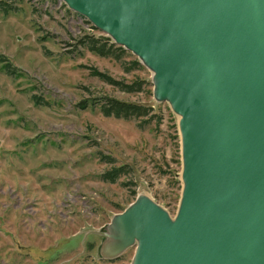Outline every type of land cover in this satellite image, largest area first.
<instances>
[{
	"label": "rangeland",
	"instance_id": "rangeland-1",
	"mask_svg": "<svg viewBox=\"0 0 264 264\" xmlns=\"http://www.w3.org/2000/svg\"><path fill=\"white\" fill-rule=\"evenodd\" d=\"M10 1L0 6V264H132L136 247L109 256L108 234L139 194L175 217L179 116L155 99L152 73L133 66V53L117 59L81 46L79 37L107 34L62 0ZM93 70L144 83L127 92ZM108 97L152 110L105 116ZM119 165L116 181L101 178Z\"/></svg>",
	"mask_w": 264,
	"mask_h": 264
},
{
	"label": "water",
	"instance_id": "water-1",
	"mask_svg": "<svg viewBox=\"0 0 264 264\" xmlns=\"http://www.w3.org/2000/svg\"><path fill=\"white\" fill-rule=\"evenodd\" d=\"M152 73L179 116L175 217L144 194L114 217L132 264H264V0H62Z\"/></svg>",
	"mask_w": 264,
	"mask_h": 264
},
{
	"label": "trees",
	"instance_id": "trees-1",
	"mask_svg": "<svg viewBox=\"0 0 264 264\" xmlns=\"http://www.w3.org/2000/svg\"><path fill=\"white\" fill-rule=\"evenodd\" d=\"M10 2H11L10 0H0V6H2L4 10H7L8 8H12ZM78 42L81 46L87 48L89 51L94 52L100 56H111L119 59L121 58L122 54H125L127 52V50L122 46L115 45L114 42L107 41L105 39H102L101 37H93V36L79 37ZM114 46H116L115 47L116 49H113ZM115 50H118L120 54L115 53ZM132 64L133 66L143 67L142 64L138 61V59H134V61H132ZM4 66L5 68L8 69L11 67V64L7 62L5 63ZM14 70H15L14 67H12V70L8 69L10 73H13ZM93 73L99 76L100 78H102L107 83L117 86L121 90L127 92L140 91L142 88V84L144 83V81L142 80L135 81L132 83H125L122 81H118L112 78L111 76L107 75L106 73H102L97 70H93ZM105 100H106L105 102L99 104L100 111L105 116H114L117 118L143 117V116H148L150 110H152L151 106H144L135 103L124 102L112 97H108ZM124 169H125L124 165L114 166L111 169H108L103 173H101V178L103 180L114 182L119 178L121 174L125 172Z\"/></svg>",
	"mask_w": 264,
	"mask_h": 264
},
{
	"label": "built area",
	"instance_id": "built-area-1",
	"mask_svg": "<svg viewBox=\"0 0 264 264\" xmlns=\"http://www.w3.org/2000/svg\"><path fill=\"white\" fill-rule=\"evenodd\" d=\"M47 2V1H46Z\"/></svg>",
	"mask_w": 264,
	"mask_h": 264
}]
</instances>
